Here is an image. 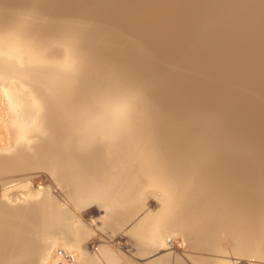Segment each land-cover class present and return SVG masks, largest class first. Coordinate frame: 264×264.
<instances>
[{"label":"bare ground","instance_id":"bare-ground-1","mask_svg":"<svg viewBox=\"0 0 264 264\" xmlns=\"http://www.w3.org/2000/svg\"><path fill=\"white\" fill-rule=\"evenodd\" d=\"M111 64L132 77L109 99ZM0 87L16 109L0 154L20 151L0 159V201L31 217L0 214V264H39L53 241L77 264H264V0H0ZM84 92L122 130L99 140ZM129 223L133 252L111 241Z\"/></svg>","mask_w":264,"mask_h":264},{"label":"rangeland","instance_id":"rangeland-1","mask_svg":"<svg viewBox=\"0 0 264 264\" xmlns=\"http://www.w3.org/2000/svg\"><path fill=\"white\" fill-rule=\"evenodd\" d=\"M83 61L84 62H87L88 61V58H87V60L85 59ZM91 66L90 67H87L85 65L84 68L85 69L90 68V70L91 69H94L95 71H97V66H95V65H91ZM110 68H115V67L112 65V67L110 66ZM115 70H117L119 72L118 73V76H117L118 78L109 77L108 79L105 80V82H106V81H108L110 79L111 81H109V84H105V85H103L99 89V91H101V93L104 94V96H106V98H109V99L110 98L112 99V95L114 94V92L115 93H118L119 90H121L122 88H124L125 86H127L128 84H126V81L125 80H127V78H131L132 77V76L129 77V75L126 73V71L124 69H122L121 67H119V69H116L115 68ZM59 74H61V73H59ZM88 77H90V76H88ZM74 80H73V82H75V83L71 82L72 88L77 87L76 89H73L74 91H77V89H79L78 88L79 85L77 83V80L76 79H74ZM71 84H70V86H71ZM76 84H77V86H76ZM83 85H85V87L87 89H89V90H92L93 91L95 89V88H92V86L89 85L88 80H86L85 78H84ZM129 85H137V84L136 83H132V84H129ZM41 92H42V90H41ZM62 92L63 91H59L58 90L55 94L56 95L64 94ZM42 93L44 94L45 91L43 90ZM86 94L87 93H85V95ZM93 94L89 93V94H87V96H84L83 95L84 97H87V98H90V96H92L94 98V99H89V104L91 106L90 107L91 112H92V114L96 115V118L95 119H92L90 121V123H89L88 126L90 127L91 130L94 131L93 132L94 134L97 133V135L99 137V140H102V139H104L105 136L107 138H109L116 131L122 130L121 127H122V125L124 123H122L123 120L120 118L121 116H118L117 115L116 110L114 108H112V104L109 101H107L105 99H98V98H96V96H93ZM44 98L45 99L43 100L42 97H41V95L39 96V99L40 100H43L42 103L45 104V105H48V103H49V100L48 99L49 98L47 96L44 97ZM11 103L12 102L10 100V94L8 93L7 89L0 87V146L1 147H4V148L6 146H8V143H10V139L12 138V130H13V127H14L13 126L14 125L13 123L15 121L14 120V117L12 115V112L13 111L11 109L12 106H13V110L15 109V107ZM86 106H88V105L86 104ZM84 108L76 109L77 111L74 110L73 112L74 113L75 112L76 113H81L82 109H84ZM154 126L155 125H152L151 124L149 126V128L148 127L143 128L144 130H142V132H141L142 135H143V137H145L146 139L149 138V137H151V139H155V138H152L154 136L153 134H150L149 135L148 132H147V129L149 131H155L156 128H157V125L155 127ZM51 130H52V126L49 129V132ZM122 133H123V131H121V135H120L121 140L118 141V144L117 145H124V144H122V142H123L122 141V138L124 137L123 136L124 133L123 134ZM125 137H126V139H128V140L131 141V144L138 145V140L139 139L137 140V139H134L132 137L129 138V134L128 133L125 134ZM143 140L141 139L140 141H143ZM99 142H101V141H99ZM234 167H238V166L236 164H234ZM39 182L43 183L42 180H39ZM47 184L52 186V190L53 191L54 190H58V191H61L62 190V188L59 185H56L54 182L51 183V182L47 181ZM149 200H155V198L151 196V197H149ZM235 218H238V214L232 216V219L233 220ZM57 243H59V242L53 241L51 243L49 249L45 252L44 258L41 259L42 261L40 260L39 264H44V263L45 264H50V263L51 264H77V263H79V261H80V255H79V253L77 252L76 249H74L70 245H65V244H61L62 246H58ZM116 243H117L118 247L126 248L125 250H131L132 252L134 251V249L132 248V246L129 243L128 236H125L123 240H119L118 239L116 241ZM171 251L174 252V251H176V249H172ZM52 253H53V255H52ZM78 258H79V261H78ZM43 260H44V262H43ZM45 261H47V262H45Z\"/></svg>","mask_w":264,"mask_h":264},{"label":"water","instance_id":"water-1","mask_svg":"<svg viewBox=\"0 0 264 264\" xmlns=\"http://www.w3.org/2000/svg\"><path fill=\"white\" fill-rule=\"evenodd\" d=\"M35 149V148H34ZM45 150V149H44ZM37 151H39L38 149H35V151H34V154L37 152ZM43 151V150H42ZM19 153H20V151H18V150H15L14 152H12L10 155H6V154H0V159H14L15 157H18V155H19ZM42 152H39L38 154L40 155ZM32 172H34L33 174H35V175H37V178H38V180H42L43 181V185L45 186V185H48L47 184V181H49L48 180V177H47V174L45 173V171L44 170H42L41 168H39V169H37V171H29V172H27V174H32ZM16 175L14 174V176L12 175V177H15ZM7 178H10V176L9 175H7L6 176V174H3V175H1L0 176V189H1V187H2V181L3 180H6ZM50 182V181H49ZM51 190H52V187H51ZM52 192L53 193H55V192H58V190H52ZM45 197H43V198H41L39 201H37L36 202V207H37V209L38 210H42V211H45L47 208H52V205H49L48 203H46V201H45ZM154 202H155V200H149V205H148V208H151V207H153L154 206ZM54 205V204H53ZM55 206L56 207H58L57 205H56V203H55ZM85 206L86 207H84V209L82 210V216H83V218L86 220V221H88V222H90V221H93V223L95 224V226H97L98 225V223L100 222V216L102 215V209L98 206V205H96V204H91V205H87V204H85ZM2 207V208H1ZM6 208L7 209V211H5V209H3V208ZM14 207H16V206H9V205H7V204H5L4 202H2V201H0V214L2 215V216H4L5 218H13L14 220H16L15 222H18V221H24V222H26V223H29L30 222V216L28 215V214H26V213H17L16 212V214H10L9 213V210L10 209H12V208H14ZM55 207V208H56ZM9 209V210H8ZM58 209V208H57ZM3 213H5V214H3ZM140 215H141V213H140ZM140 215H138L137 217H139ZM133 222V221H132ZM131 222V223H132ZM131 223H129L124 229H122V231H119V232H117V233H115L114 235H113V238H112V242H113V244L114 245H116L117 247H118V245H117V243H116V241L119 239V240H123L124 239V237L125 236H127L126 234H124V232L123 231H125L129 226H130V224ZM84 238V237H83ZM177 240H182V238H180V235H177L176 237H175ZM172 239H173V237H170L169 239H168V243H170L171 241H172ZM100 240H106L105 239V237L103 236V235H101L100 233H99V231L97 230V228H96V230H95V234H94V236H90L84 243H83V246L86 248V249H88L89 251H92V250H94L98 245H99V242H100ZM263 243H264V241H263ZM57 245L58 246H62L60 243H57ZM123 249H126V248H123ZM172 249H176V247L175 246H173L172 248H171V250Z\"/></svg>","mask_w":264,"mask_h":264}]
</instances>
